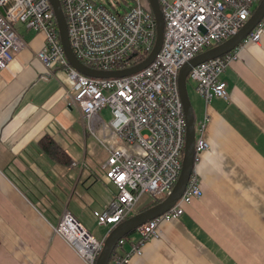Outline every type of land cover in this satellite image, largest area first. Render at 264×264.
Listing matches in <instances>:
<instances>
[{
  "label": "crops",
  "instance_id": "0c3cea01",
  "mask_svg": "<svg viewBox=\"0 0 264 264\" xmlns=\"http://www.w3.org/2000/svg\"><path fill=\"white\" fill-rule=\"evenodd\" d=\"M15 30L24 47L0 72V264H84L53 226L68 209L91 234L96 225L101 239L108 232L92 214L117 192L101 169L108 152L80 109L67 104V72L40 79L44 34L21 24ZM220 79L227 99L206 103L196 91L190 99L196 133L206 118L209 147L194 163L202 196L162 221L160 236L128 264H264V31L257 42L241 43ZM46 137L63 155L45 150Z\"/></svg>",
  "mask_w": 264,
  "mask_h": 264
},
{
  "label": "built area",
  "instance_id": "2783aa9c",
  "mask_svg": "<svg viewBox=\"0 0 264 264\" xmlns=\"http://www.w3.org/2000/svg\"><path fill=\"white\" fill-rule=\"evenodd\" d=\"M66 20L70 46L76 57L97 70H119L140 62L151 51L156 22L141 0L120 12L94 0H59ZM260 0H158L164 30L161 47L143 69L121 77L96 78L75 70L68 63L60 42L54 11L48 0H0V72L13 52L24 47L16 24L44 34L36 52L48 80L54 69L67 72L72 92L67 104L80 109L88 132L106 149L101 169L117 192L106 208L93 210L99 225L109 226L100 240L65 209L53 226L84 264H95L110 229L131 216L143 197L166 196L182 166L186 119L178 88L180 67L198 53L222 43L237 33ZM255 6V7H254ZM264 31V16L243 42H257ZM242 42V43H243ZM241 45V44H240ZM239 45V46H240ZM238 47L192 67L189 79L206 103L227 99L224 68L238 59ZM107 108L106 120L99 111ZM206 118L195 135V157L209 144L204 137ZM83 165L87 166L85 162ZM202 196L199 177L193 168L183 193L159 216L135 229L137 238L119 239L108 264H128L130 256L141 254L142 244L160 236L162 221L178 218L185 205Z\"/></svg>",
  "mask_w": 264,
  "mask_h": 264
},
{
  "label": "water",
  "instance_id": "95a60500",
  "mask_svg": "<svg viewBox=\"0 0 264 264\" xmlns=\"http://www.w3.org/2000/svg\"><path fill=\"white\" fill-rule=\"evenodd\" d=\"M53 11L57 28L59 32L60 42L63 47L66 59L71 67L90 77L96 78H109V77H121L137 72L145 68L158 53L162 40L164 30V19L158 3V0H147L151 12L156 22V35L154 45L149 54L140 62L132 65L131 67L119 69V70H97L91 68L81 62L74 54L67 32L66 20L62 11V7L59 0H48ZM264 16V0H260L255 7L250 17L246 20L244 25L239 29L237 33L232 35L222 43L215 45L209 49H206L193 58L185 62L179 69L178 73V88L180 99L182 102L185 119H186V133H185V144L182 156V166L180 174L173 185L171 191L158 203L139 211L122 222L116 224L105 237L102 243V248L96 258L95 264H108L112 252L117 245L119 239L125 235L134 231L138 226L146 222L147 220L153 219L163 212L167 211L172 207L175 202L179 199L184 191L189 176L194 168L195 163V117L192 104L187 92V79L189 72L192 67L197 64L218 57L226 52H230L238 47L246 36L252 31L255 25Z\"/></svg>",
  "mask_w": 264,
  "mask_h": 264
},
{
  "label": "rangeland",
  "instance_id": "374dc122",
  "mask_svg": "<svg viewBox=\"0 0 264 264\" xmlns=\"http://www.w3.org/2000/svg\"><path fill=\"white\" fill-rule=\"evenodd\" d=\"M94 1L97 4L103 5V6L107 7L110 10L120 11V12H123V11L127 10L128 6L133 5L135 3L134 0H94ZM146 3L148 4L147 0H141V4L144 7H147ZM193 85H194L193 81L191 79H188L187 92H188V96H189V98L191 100H195L196 99L195 98L196 92H195V89H194ZM103 109H107V108H103ZM102 114H103V116L105 117L106 120H109L111 118L109 110H108V112L107 111H103ZM197 125H198V123L196 122V127H197ZM96 227L97 228L93 230L92 235L96 236L97 239H101V237H100V235H101L100 232L101 231L100 230L102 229V227H100L98 225H96Z\"/></svg>",
  "mask_w": 264,
  "mask_h": 264
},
{
  "label": "trees",
  "instance_id": "16d2710c",
  "mask_svg": "<svg viewBox=\"0 0 264 264\" xmlns=\"http://www.w3.org/2000/svg\"><path fill=\"white\" fill-rule=\"evenodd\" d=\"M146 6H147V9L151 11V9H150V7H149V5L147 3H146ZM54 23H55V25L57 24L56 21ZM140 56H141L140 58L136 59L137 61H142L145 58V56H143V55H140ZM188 79H189V77H188ZM188 79H187V82H188ZM44 141H48L47 142V145H44L43 144L45 150L48 153H50L54 157H58L59 154L60 155H63V153L53 144V142H52V140L50 138L46 137V138H44ZM64 161L65 162H68L67 159L64 160ZM164 197L165 196L163 195V196H158V197H152V198H150V200L139 211H142V210H144V209H146V208H148V207H150V206H152V205L160 202ZM134 232H135V230L132 231V232H130L129 234H127V235H125L123 237V239L125 240V244L129 242V239L132 237V234ZM124 249H125V247H124Z\"/></svg>",
  "mask_w": 264,
  "mask_h": 264
}]
</instances>
